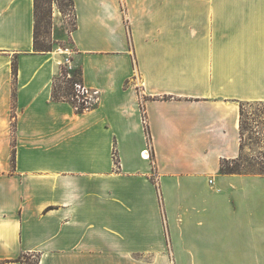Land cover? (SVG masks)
<instances>
[{
	"label": "crops",
	"instance_id": "0c3cea01",
	"mask_svg": "<svg viewBox=\"0 0 264 264\" xmlns=\"http://www.w3.org/2000/svg\"><path fill=\"white\" fill-rule=\"evenodd\" d=\"M71 1L82 112L35 0H0V264H264V173L221 171L264 102V0Z\"/></svg>",
	"mask_w": 264,
	"mask_h": 264
},
{
	"label": "rangeland",
	"instance_id": "374dc122",
	"mask_svg": "<svg viewBox=\"0 0 264 264\" xmlns=\"http://www.w3.org/2000/svg\"><path fill=\"white\" fill-rule=\"evenodd\" d=\"M53 6L68 13L67 20L53 19ZM75 19L71 0H39L37 8V47L61 55L55 84L59 94L69 95V77L81 76V56L71 39ZM72 98V96H71ZM78 101V100H77ZM243 152L236 163L245 172L264 173V102L242 105ZM35 260V258L33 259Z\"/></svg>",
	"mask_w": 264,
	"mask_h": 264
},
{
	"label": "trees",
	"instance_id": "16d2710c",
	"mask_svg": "<svg viewBox=\"0 0 264 264\" xmlns=\"http://www.w3.org/2000/svg\"><path fill=\"white\" fill-rule=\"evenodd\" d=\"M38 2H39V0H35L36 13H37V8H38ZM71 3H72V1H71ZM36 30H37V22H36V28H35V38H36V45L35 46H36V49L39 50L38 47H37V33H36ZM16 72H17V63L15 61L14 62V73L16 74ZM80 72H81V76L79 78H76L74 76L73 77L71 76V77H69L67 79L68 80V83H69V94H70V96L69 95H62L61 96L59 94V90L57 89L56 84L54 82V84H53V98L55 100H60V99L69 100V101H71L73 103V105L76 107V109L79 112H82L85 109H88L90 107L95 106L96 104L91 105V106L90 105L86 106L84 100L81 101V104L80 105L77 104V102H78L77 100L78 99L76 97L75 82H78V81L83 82V78H82V67H81V71ZM71 96H72V98H71ZM115 155H116V153H115ZM238 159L239 158H236V159H233V160H224L223 163H222V166H221V171L222 172H242L243 169H241L238 166V164L235 165V166L234 165L233 166L231 165L232 163L233 164L236 163Z\"/></svg>",
	"mask_w": 264,
	"mask_h": 264
},
{
	"label": "built area",
	"instance_id": "2783aa9c",
	"mask_svg": "<svg viewBox=\"0 0 264 264\" xmlns=\"http://www.w3.org/2000/svg\"><path fill=\"white\" fill-rule=\"evenodd\" d=\"M76 97L78 99L77 104L80 105L81 101L84 100L86 106L94 105L99 99V90L97 88H89L84 82H75Z\"/></svg>",
	"mask_w": 264,
	"mask_h": 264
},
{
	"label": "bare ground",
	"instance_id": "6f19581e",
	"mask_svg": "<svg viewBox=\"0 0 264 264\" xmlns=\"http://www.w3.org/2000/svg\"><path fill=\"white\" fill-rule=\"evenodd\" d=\"M147 154V153H146Z\"/></svg>",
	"mask_w": 264,
	"mask_h": 264
}]
</instances>
